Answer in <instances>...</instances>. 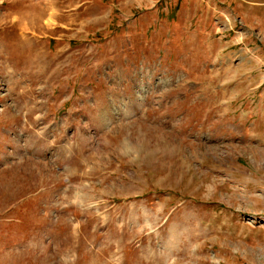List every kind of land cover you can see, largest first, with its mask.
I'll return each instance as SVG.
<instances>
[{
	"label": "rangeland",
	"instance_id": "374dc122",
	"mask_svg": "<svg viewBox=\"0 0 264 264\" xmlns=\"http://www.w3.org/2000/svg\"><path fill=\"white\" fill-rule=\"evenodd\" d=\"M260 82L264 0H0V264H264Z\"/></svg>",
	"mask_w": 264,
	"mask_h": 264
},
{
	"label": "crops",
	"instance_id": "0c3cea01",
	"mask_svg": "<svg viewBox=\"0 0 264 264\" xmlns=\"http://www.w3.org/2000/svg\"><path fill=\"white\" fill-rule=\"evenodd\" d=\"M252 89L261 92V95H263L264 94L263 93L264 92V82H260V83L256 84V86H254ZM260 101L263 102L264 99H260Z\"/></svg>",
	"mask_w": 264,
	"mask_h": 264
}]
</instances>
